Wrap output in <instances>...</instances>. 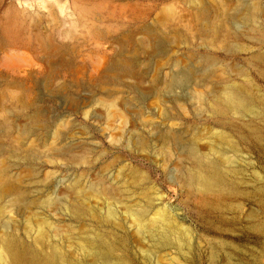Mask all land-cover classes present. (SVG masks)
Segmentation results:
<instances>
[{"label":"rangeland","instance_id":"374dc122","mask_svg":"<svg viewBox=\"0 0 264 264\" xmlns=\"http://www.w3.org/2000/svg\"><path fill=\"white\" fill-rule=\"evenodd\" d=\"M195 1L0 0V189L9 185L22 195L16 205L14 195L0 197V264H8L6 234L40 260L59 254V264H249L260 239L247 218L264 219V213L241 200L246 225L228 224L227 212L222 223L180 185L191 168L190 146L207 152L212 135L223 130L197 113V73L236 66L245 73L243 51L233 47L231 58L221 59L223 51L197 38ZM257 1L230 0L224 27L244 37L242 12ZM206 18L216 19L214 13ZM146 30L155 40L145 41ZM140 42L148 47L136 48ZM233 44L245 47V38ZM47 45L61 55L59 71L50 69ZM121 50L131 75L122 84L108 78L100 85L104 70H128L115 60ZM212 55L219 58L213 67L204 60ZM83 98L90 99L87 106L78 104ZM106 101L115 106H102ZM25 112L50 125L30 124ZM201 133L202 140L193 139ZM239 147L236 165L245 179L238 180L252 194V173L264 175V158ZM48 197L51 207L41 204Z\"/></svg>","mask_w":264,"mask_h":264},{"label":"bare ground","instance_id":"6f19581e","mask_svg":"<svg viewBox=\"0 0 264 264\" xmlns=\"http://www.w3.org/2000/svg\"><path fill=\"white\" fill-rule=\"evenodd\" d=\"M228 4H230V0H214L212 6L202 0H198L197 2L195 1L192 9L194 11V14H196L199 26L196 35L197 38L203 42L204 46H210L211 48H215L217 51H223L225 54L221 59H230L231 56L228 55V53L233 51V47L237 48L234 51H243L245 53V57L243 56L245 60V73L244 70H242L241 67L238 66H233L234 69H224L222 70V72L220 71L219 74H214L215 71L211 68L203 71L200 70L199 73H197V79L194 81L195 83H193V85L197 88V90H195L193 94L196 98L195 107L197 109V113L199 114V116H202V113H204L205 118L203 119H205L206 121H210L212 125L215 124L217 127H219V129L221 128L223 130L217 132L215 135H212L210 141L208 142V144H206L208 153L204 150L202 151L201 149H199L200 147L198 148L193 144L190 146L185 156L189 160L188 162H190L189 165L191 166V168L185 171V173L183 172L184 175L181 177L180 185L183 189H186L189 192H193L200 197V203L198 204H201L200 207L204 208L205 211L218 212L219 215H217V220L219 222L223 223L226 221L223 219L224 217H222V213L227 212L232 214L231 218L229 219L230 221L228 220V224H234V226H236L241 223L245 224L246 220L245 217H241V210H243L241 207L242 204L239 203L241 202V200L244 202L246 200L252 206H254L256 210L264 213V196L262 195V193L261 195L257 194L258 192L260 193L264 191V175L260 177L256 172L252 173L253 183L255 187L253 193L250 194L249 192L245 191L246 187H241V182L238 179L239 176L241 177L244 174L243 170L239 168L238 165H236V161L238 158L236 154L239 152V144H242L244 148L247 147V149L249 150L256 151L260 157L264 158V1L258 0L257 2L245 5L244 12H242L244 13L245 18L244 37L237 31H232L228 28H225L224 24L222 23V19L224 17H229L227 16V12L224 7ZM210 13L215 14V20L211 21L206 18V16ZM142 35L147 42L155 40V32L153 30H146L142 32ZM240 37L245 38V47H242L243 45L240 43L241 41L239 43L242 46L233 44V41L238 40ZM142 43L143 42H140L139 44L135 45V47L145 50L146 47H148V44L145 43L144 45ZM49 45L46 46L48 52L47 58L51 59V63L48 64L51 70L54 69L59 71L60 68L64 65L60 61L61 55L59 51ZM120 45L123 48L124 43H121ZM213 56L215 57V55H212V57L206 56L204 59L205 61L211 62V67L215 66V64H217L219 60L218 56L216 58H214ZM122 57L123 52L121 50L119 55H117V59L115 60L118 63H121L122 61L121 65H123L124 67L126 66L128 70L123 72L119 69L104 70L103 75L99 77L98 80L101 83L100 85L106 84L108 78H112V80L116 84H122V76L131 75L132 71L130 72L129 68L132 66V64L126 61L124 62V60H122ZM199 61L201 62V58H199ZM203 63L205 64L206 62L203 61ZM75 71L78 72L79 70H73V72ZM251 72L253 74V78L250 77ZM232 75L241 76L243 80L245 79V81H243L242 83L236 82V80L233 81L231 79ZM152 81H154V79H152ZM100 85L99 88H102ZM97 93L99 94V92ZM91 98H93V96ZM89 100V98H83L78 104L82 103L85 104L84 106H87V104H89ZM101 105L107 107L108 109L115 106L113 102L107 101L101 102ZM21 107L24 111H26V109L29 110L28 104H26V102L24 101ZM174 115L177 116L176 114ZM24 117L26 120H29L30 124L32 123V125L37 124V126L41 127L50 125L48 124L49 122L46 119H41V116H39L38 113L28 114L27 112H25ZM167 120H170V118ZM224 130L227 132H225ZM231 135L237 138V143L228 140V137H230ZM54 136L57 135L54 134ZM201 138L202 133L197 134L193 137V139H198L199 141L202 140ZM170 142L172 141L170 140ZM223 142L227 144V147L224 148L222 147V145H220V143ZM228 153H230L231 155H228ZM262 165L264 166V160ZM74 187L75 184L71 185L72 189ZM91 189L98 193H107L106 190L94 186H91ZM9 194L14 195L12 199L14 205L22 201L21 193L19 191H13L9 187V185H6L3 189H0V197ZM41 204L45 205L46 207H51L53 204V199L48 197ZM259 212H257L258 215ZM223 215L225 216V214ZM247 220L250 223L248 228L254 231L260 239V247L256 245L259 248H255L254 250L251 249L250 260L248 263L264 264V219L260 218L253 221L249 220L248 217ZM186 235L188 236L189 234L186 233ZM4 250L7 255L8 264H59L58 260L60 261L59 254H57L56 256H48L45 260H40L31 249L27 248L19 239L15 238L12 234L5 235ZM237 251L242 252V254L244 255L246 254L245 249H237ZM216 253V250L212 249L211 257L213 259L215 258ZM221 260L220 262H222ZM229 264L232 263L229 262Z\"/></svg>","mask_w":264,"mask_h":264}]
</instances>
